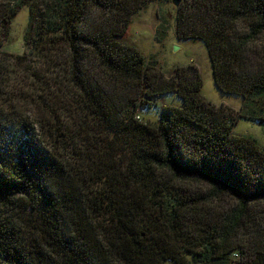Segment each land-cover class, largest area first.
<instances>
[{
    "label": "trees",
    "instance_id": "obj_1",
    "mask_svg": "<svg viewBox=\"0 0 264 264\" xmlns=\"http://www.w3.org/2000/svg\"><path fill=\"white\" fill-rule=\"evenodd\" d=\"M153 1L0 0V45L28 9L23 52L0 50V264H264V147L232 133L264 125V0L175 8L238 110L119 41Z\"/></svg>",
    "mask_w": 264,
    "mask_h": 264
},
{
    "label": "rangeland",
    "instance_id": "obj_2",
    "mask_svg": "<svg viewBox=\"0 0 264 264\" xmlns=\"http://www.w3.org/2000/svg\"><path fill=\"white\" fill-rule=\"evenodd\" d=\"M175 6L171 0H155L138 11L119 41L135 45L148 61H154L156 66L165 74H169L175 66L195 65L202 79L201 93L213 104L224 103L236 110L241 105V99L233 95H225L216 88L211 72L208 54L201 41L178 40L174 33L173 17ZM28 20V9L23 7L11 20L10 30L6 41L0 45V50L13 54H21L24 50L23 34ZM160 40V41H159ZM176 47L177 49H175ZM180 99L172 94L158 98L155 105L143 108L137 115L141 120L156 123L162 116V106H178ZM80 111L61 117H71L76 123ZM135 118L138 119V117ZM235 135H251L256 138L260 147H264V125L257 122L239 120L233 127Z\"/></svg>",
    "mask_w": 264,
    "mask_h": 264
},
{
    "label": "water",
    "instance_id": "obj_3",
    "mask_svg": "<svg viewBox=\"0 0 264 264\" xmlns=\"http://www.w3.org/2000/svg\"><path fill=\"white\" fill-rule=\"evenodd\" d=\"M171 2L176 8L179 5V3L181 2V0H171ZM174 48L177 49L176 47H174Z\"/></svg>",
    "mask_w": 264,
    "mask_h": 264
}]
</instances>
